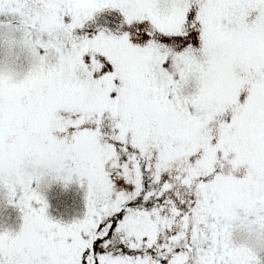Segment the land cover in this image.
<instances>
[{"label": "snow or ice", "instance_id": "obj_1", "mask_svg": "<svg viewBox=\"0 0 264 264\" xmlns=\"http://www.w3.org/2000/svg\"><path fill=\"white\" fill-rule=\"evenodd\" d=\"M0 64V264H262L264 0H0Z\"/></svg>", "mask_w": 264, "mask_h": 264}, {"label": "trees", "instance_id": "obj_2", "mask_svg": "<svg viewBox=\"0 0 264 264\" xmlns=\"http://www.w3.org/2000/svg\"><path fill=\"white\" fill-rule=\"evenodd\" d=\"M79 186L74 184L73 181L67 184L62 182L44 194L49 205L48 214L50 218L62 223H71L74 220V215H76V219H79L83 215L85 211V194L83 193L85 191H80ZM0 206L3 211L0 231L13 233L18 231L21 224L19 210L12 205L5 204L3 201H0ZM262 254L259 258L262 264H264V254Z\"/></svg>", "mask_w": 264, "mask_h": 264}, {"label": "rangeland", "instance_id": "obj_3", "mask_svg": "<svg viewBox=\"0 0 264 264\" xmlns=\"http://www.w3.org/2000/svg\"><path fill=\"white\" fill-rule=\"evenodd\" d=\"M85 32L86 31L84 28V30L81 34H84ZM3 66L4 65L0 64V67H3ZM27 69H28V63L23 59L15 66L16 72L19 73L21 77L24 73H26ZM62 182H64V181H55V182H51V183H46L42 187L41 191L42 192L43 191L49 192L51 189H53V187L55 185L57 186V185L61 184ZM0 201L1 202L3 201V202H5V204H7V196L2 190H0ZM7 205H9V204H7ZM2 215H3V211H2V208L0 206V222H1ZM237 215L239 216V215H241V213L238 212ZM0 226H1V223H0ZM230 239H231L232 243H234L236 245H248L251 247H257L255 234L249 235L247 230L240 226L239 220H237L234 223V225L232 226V228L230 230ZM262 253L264 254V250H258V256H261Z\"/></svg>", "mask_w": 264, "mask_h": 264}, {"label": "flooded vegetation", "instance_id": "obj_4", "mask_svg": "<svg viewBox=\"0 0 264 264\" xmlns=\"http://www.w3.org/2000/svg\"><path fill=\"white\" fill-rule=\"evenodd\" d=\"M90 24H92L91 22H89L87 25H90ZM85 191V189L84 188H82V187H80V191ZM83 194H85V192L83 193ZM84 205H85V199H84ZM74 220H76V215H74ZM73 220V221H74Z\"/></svg>", "mask_w": 264, "mask_h": 264}, {"label": "water", "instance_id": "obj_5", "mask_svg": "<svg viewBox=\"0 0 264 264\" xmlns=\"http://www.w3.org/2000/svg\"><path fill=\"white\" fill-rule=\"evenodd\" d=\"M93 28V25L89 26L87 29L90 31Z\"/></svg>", "mask_w": 264, "mask_h": 264}]
</instances>
